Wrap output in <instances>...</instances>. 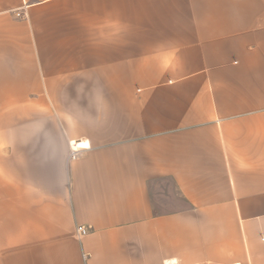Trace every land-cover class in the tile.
Wrapping results in <instances>:
<instances>
[{"label": "crops", "instance_id": "crops-1", "mask_svg": "<svg viewBox=\"0 0 264 264\" xmlns=\"http://www.w3.org/2000/svg\"><path fill=\"white\" fill-rule=\"evenodd\" d=\"M0 264H264V0H0Z\"/></svg>", "mask_w": 264, "mask_h": 264}, {"label": "rangeland", "instance_id": "rangeland-1", "mask_svg": "<svg viewBox=\"0 0 264 264\" xmlns=\"http://www.w3.org/2000/svg\"><path fill=\"white\" fill-rule=\"evenodd\" d=\"M151 197L160 209L177 206L173 195V185L168 179H159L151 184ZM163 207V208H162Z\"/></svg>", "mask_w": 264, "mask_h": 264}, {"label": "built area", "instance_id": "built-area-1", "mask_svg": "<svg viewBox=\"0 0 264 264\" xmlns=\"http://www.w3.org/2000/svg\"><path fill=\"white\" fill-rule=\"evenodd\" d=\"M81 147L77 148L73 146V143L70 144V156L74 157L75 154L77 153L78 149H80ZM76 232L79 236H82L84 234H86L88 232V228L84 225H77L76 227Z\"/></svg>", "mask_w": 264, "mask_h": 264}]
</instances>
